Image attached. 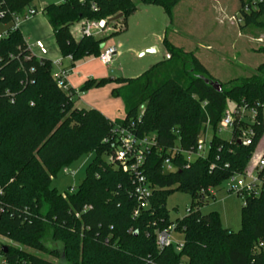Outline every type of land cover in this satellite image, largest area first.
Returning a JSON list of instances; mask_svg holds the SVG:
<instances>
[{"label": "trees", "instance_id": "16d2710c", "mask_svg": "<svg viewBox=\"0 0 264 264\" xmlns=\"http://www.w3.org/2000/svg\"><path fill=\"white\" fill-rule=\"evenodd\" d=\"M34 1L0 0V24H11L0 39V236L16 244L6 245L7 263L264 264V251L252 249L264 237V194L247 197L238 232L224 228L217 212L201 211L215 188L245 170L264 136V63L257 73L219 92L206 81L215 80L201 60L165 37L169 57L137 78L113 81L117 86L111 94L123 101L126 116L111 121L97 109L76 107V91L59 87L53 62L34 55L20 29L13 28L15 16L23 18ZM139 1L161 6L172 22L182 0ZM246 5L249 11H244ZM136 10L133 0H64L42 12L62 56H71L69 68H74L98 57L109 37L76 39L72 24L105 19L110 26ZM263 11L264 0H241L245 24ZM121 13L117 22L109 21ZM109 81L89 79L79 91ZM230 101L236 109H254L257 117L251 122L247 114L235 115L232 138L225 140L218 132ZM116 125L132 127L140 138L155 135L156 145L145 153L144 164L153 193L149 208L139 216H134L137 200L131 175L105 159L117 147ZM208 127L213 136L206 155L189 162L180 153L173 159L175 170L166 172L168 149H195ZM249 130L254 135L245 145L242 139ZM88 153L95 158L77 189L62 193L51 186L62 168ZM176 191L189 193L193 205L174 222L167 197ZM172 224L184 235L181 250L174 243L158 249V232Z\"/></svg>", "mask_w": 264, "mask_h": 264}, {"label": "rangeland", "instance_id": "374dc122", "mask_svg": "<svg viewBox=\"0 0 264 264\" xmlns=\"http://www.w3.org/2000/svg\"><path fill=\"white\" fill-rule=\"evenodd\" d=\"M133 1L137 10L125 21L111 24L112 28L106 35L109 38L102 43V46L117 47L118 53L113 62L109 67H104L96 58L92 60L93 68L108 71L107 79L137 78L152 65L166 59L170 53L163 46L165 37L176 47L188 53L193 52L204 64L207 75L221 83L224 89L236 84L242 77L257 73V68L264 63V11L258 13L250 24H245L244 20L238 23L236 19L242 17L241 0H182L174 8L172 22L161 6L146 5L139 0ZM32 6H36L37 16L43 15L47 20L42 8L35 5V1ZM10 26L0 24V33ZM45 31L47 36L52 35L47 27ZM48 42L53 45L52 36ZM115 84L109 81L98 89L79 92L80 97L73 98L75 106L85 109H96L91 107L95 105L99 108L110 107L113 111H121L123 114L125 111L123 102L120 98L111 96V88ZM234 107L233 101L227 105V109L231 111ZM246 114L249 116V111ZM218 134L225 140L232 138L231 129L221 130ZM212 136L213 130L208 127L204 136L207 147ZM260 142L259 151L264 148V136ZM259 155L261 154L254 151L247 167H250L252 159H257ZM94 158V153L82 155L77 161L65 167L69 169V173H65L62 168L52 179L51 186L62 193L77 189ZM195 158L196 156H192V159ZM105 159L109 160V157L106 156ZM243 204L242 197L235 192H229V183L226 181L214 189V195H211L201 211L203 214L217 212L224 228L238 232L242 226ZM192 205L193 198L189 193L183 191L171 193L167 197L170 220L175 222L184 218ZM183 240L182 233H173L175 245L183 243ZM0 243L16 245L1 236ZM252 249L256 251L254 245ZM38 254L58 261L53 256L40 252ZM2 262L0 256V264Z\"/></svg>", "mask_w": 264, "mask_h": 264}, {"label": "built area", "instance_id": "2783aa9c", "mask_svg": "<svg viewBox=\"0 0 264 264\" xmlns=\"http://www.w3.org/2000/svg\"><path fill=\"white\" fill-rule=\"evenodd\" d=\"M262 2L263 0H259ZM250 6H244V11H249ZM36 14V10L31 8L28 9L25 16L19 17L15 16L12 25L14 29L18 28V23L20 20L28 18ZM4 16V13L0 11V18ZM235 19V18H234ZM238 23L243 21L242 17L236 19ZM112 28L107 24V20L101 19L99 21L82 20L80 33L82 36H106L107 31ZM7 34L3 32L0 34V39ZM34 45L41 51V54H46L47 50L44 43L40 40L36 41ZM29 49L31 46L28 44ZM32 52V50H31ZM33 53V52H32ZM117 47L107 46L101 50L98 59L105 65L110 66L113 62L114 57L117 55ZM34 54V53H33ZM35 55V54H34ZM38 57V56H37ZM71 60V56L67 57ZM59 64V63H57ZM73 68H60L56 73H53L54 79L56 80L59 87L64 90H68L70 87L67 86L66 80L68 74ZM249 111V116L247 118L254 122L257 117V112L254 109L246 110L244 107L240 109L226 110L224 116L220 122L219 131L225 129H231L234 121L235 115L246 116V112ZM254 135L253 130L248 131V135L242 139L243 144L250 145L252 142V136ZM114 136L117 140V147L114 153L109 157V162L114 164L116 167L121 168L124 172L131 175L134 184L133 195L137 200V207L134 210V216H139L140 213L148 209L150 206V199L153 193V188L149 184L145 174H144V164H145V153L149 152L150 149L156 145L155 135L147 137H137L132 130V127L116 125L114 128ZM206 138H200L197 146L193 150L185 151L179 147L169 148L167 153L169 154L163 163V168L166 172L174 171L175 165L173 159L180 153L185 154L186 159L191 162L196 158L205 156L207 150ZM192 156H196L192 159ZM252 164L247 167L241 173H235L229 177L227 180L229 183V192H235L238 196L242 197L244 202L247 197H259L264 194V155H259L257 159H252ZM65 173H69L68 168H64ZM176 232V225L172 224L163 231L158 232L157 235V246L158 249L162 250L167 246L174 243L173 233ZM3 245L0 243V256L2 257V264H9L3 256ZM177 249L181 250L183 243L176 244ZM256 251H264V237L259 238L255 244Z\"/></svg>", "mask_w": 264, "mask_h": 264}, {"label": "crops", "instance_id": "0c3cea01", "mask_svg": "<svg viewBox=\"0 0 264 264\" xmlns=\"http://www.w3.org/2000/svg\"><path fill=\"white\" fill-rule=\"evenodd\" d=\"M63 2H64V0H35V5H37V6L39 5L43 9L47 5L60 4ZM31 8L36 10V14H34L28 18L20 20L18 23V28L20 29V31L23 34L24 38L26 39L27 43L31 46L32 52L38 57H44V58L50 59L53 62V73H56L58 71L59 67L60 68H69L70 60L68 58H64L62 56V54L58 48V45L56 44L54 33H53V30H52V28L48 22V19L46 20L43 15L37 16L36 6H34V7L32 6ZM117 21H115V22H117ZM81 23H82V21H79V22L72 24V26H71L72 34L76 39H79L80 37H82V35L80 33ZM43 26L45 27V29L47 27L48 30H50V32L52 33V35L47 36V33H46L45 29H43ZM8 28L4 32H6L8 30ZM51 36L54 40L53 45L48 42V39ZM38 40L42 41L46 47L47 52L44 55L41 54V51L34 45V43ZM111 46H114V45H111ZM105 47H107V46H101V50H103ZM93 58H96V60L101 65H103L99 61L98 57L87 58V59L83 60L82 62H80L78 65H76L72 69V71L68 74L66 83H67L68 87H70L76 91V94L74 96L80 97L79 96V92H80L79 89L83 86V84L87 80H89V79H102V78H106V76L108 75L107 70H98V69L93 68V65H92ZM57 63H59V64H57ZM103 66L109 67V66H105V65H103ZM116 86H117V84H115V86L112 85L111 92H112V89ZM95 89H98V88H95ZM111 96H112V94H111ZM88 104H89V102H88ZM91 107H96V109H99V111L101 113H103L111 121L124 120L125 116H126L125 111L123 114H121V111H119V112L116 111V112H118V113H116L110 107L99 108V106H97V105L91 106ZM123 107H124V104H123ZM260 143H259V145H260ZM259 145L257 146L255 153L264 154V148L261 149L260 151L258 150ZM212 195H214V190L212 191Z\"/></svg>", "mask_w": 264, "mask_h": 264}, {"label": "water", "instance_id": "95a60500", "mask_svg": "<svg viewBox=\"0 0 264 264\" xmlns=\"http://www.w3.org/2000/svg\"><path fill=\"white\" fill-rule=\"evenodd\" d=\"M123 17V14L121 13V14H119V15H117V16H115V17H113V18H111L109 21L110 22H115V21H117V20H119V19H121ZM169 57V56H168ZM110 81H114L115 80V78H110L109 79ZM208 83H210L217 91H219V92H221L222 91V89H223V87H222V85H221V83H219L218 81H211V80H206ZM3 251H4V253H6L7 251H8V249H7V247L6 246H3Z\"/></svg>", "mask_w": 264, "mask_h": 264}]
</instances>
